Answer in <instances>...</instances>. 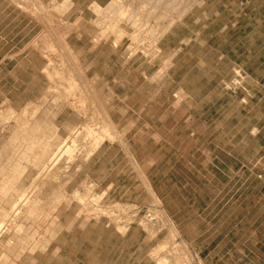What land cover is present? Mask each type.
<instances>
[{"label": "rangeland", "instance_id": "rangeland-1", "mask_svg": "<svg viewBox=\"0 0 264 264\" xmlns=\"http://www.w3.org/2000/svg\"><path fill=\"white\" fill-rule=\"evenodd\" d=\"M175 1L0 0V264H221L210 250L246 233L264 0Z\"/></svg>", "mask_w": 264, "mask_h": 264}, {"label": "crops", "instance_id": "crops-1", "mask_svg": "<svg viewBox=\"0 0 264 264\" xmlns=\"http://www.w3.org/2000/svg\"><path fill=\"white\" fill-rule=\"evenodd\" d=\"M81 1H86V4H96L99 7L105 6L108 4L111 0H77L78 6L81 8L80 4ZM239 14L240 12H235ZM243 13V12H242ZM254 12H247V19L250 22L252 20V14ZM247 26H251V24H247ZM228 28L227 26L223 28V32L221 34H227L229 33V37L232 38L234 36L233 32H230V30H226ZM239 30V29H238ZM238 30H236L235 35L237 34ZM204 32V30H203ZM239 33V32H238ZM218 37L212 36V40H215ZM211 41V40H208ZM208 45L207 40H203V46L206 47ZM252 50H250L251 52ZM217 52V51H216ZM218 63L220 64L223 59L222 55L216 54ZM198 67L200 69H207V70H214L216 77L215 82H220L219 71L218 68H220L219 65H210V61L204 60L203 58L198 63ZM207 72V71H206ZM221 74V73H220ZM246 189V188H244ZM239 188L236 189L238 191ZM256 200V201H255ZM253 203H247L245 206L247 208V213L245 216L240 220H247L246 222V233H240L235 236L236 241L233 242L232 237L225 236L222 240H220V245H217L215 248L210 250L209 256L215 255L214 253L222 252L220 256L218 257V262H221V264H264V223H260L258 225V228L255 227L256 222L263 219L264 220V194L260 199H255ZM257 220V221H256ZM261 224H263L261 226ZM215 239V238H214ZM230 241V248L228 245V242ZM246 247H244V245ZM231 260L229 263L227 260Z\"/></svg>", "mask_w": 264, "mask_h": 264}, {"label": "bare ground", "instance_id": "bare-ground-1", "mask_svg": "<svg viewBox=\"0 0 264 264\" xmlns=\"http://www.w3.org/2000/svg\"><path fill=\"white\" fill-rule=\"evenodd\" d=\"M176 3V1L175 0H166V1H163V0H156V6L154 7V11H158V10H161V12H163V14L165 13L164 11H167V10H169L170 8H171V6H173L174 4ZM147 6V5H146ZM124 7L122 6V3H118L117 1L116 2H113L111 5H110V7H109V10H110V12H118L120 15H125V12H129V10H126V9H123ZM173 8H175V7H173ZM147 9V8H146ZM149 11H150V9H149ZM153 11V10H152ZM170 11V10H169ZM142 12V11H141ZM155 13V12H154ZM151 14H153V13H151ZM127 15V14H126ZM133 15H134V13H133ZM128 16V15H127ZM130 16H132V14L130 15ZM129 16V17H130ZM152 16V15H151ZM167 16V15H166ZM157 17H158V15H157ZM124 18V17H123ZM133 18V17H132ZM159 18H161V17H159ZM168 18V17H167ZM131 18H129V20H130ZM165 20V19H164ZM113 21V20H112ZM159 21V20H158ZM161 21V20H160ZM171 23V22H170ZM168 24L167 26H169L170 27V25H172V23L171 24ZM136 26V25H135ZM111 27V26H110ZM167 29H168V27H166ZM113 29V28H112ZM109 30V29H108ZM168 31V30H167ZM106 32V31H105ZM27 107H29V106H27ZM24 112V111H23ZM2 113V112H1ZM25 114H26V112H24ZM12 116V115H11ZM25 122V121H24ZM24 122H23V125H24ZM26 123V122H25ZM21 124H22V121H21ZM82 127H83V125H82ZM88 128H89V126H88ZM90 130V129H89ZM78 131V130H77ZM87 133H89V132H87ZM98 135V134H97ZM112 137V136H111ZM97 138H98V136H97ZM102 138V137H101ZM30 141H32L31 139H30ZM95 143V142H94ZM33 144V143H32ZM62 144V143H61ZM72 144V143H71ZM26 145H27V143H26ZM25 145V146H26ZM60 147V146H59ZM96 147V146H95ZM26 150V149H25ZM34 150H35V148H34ZM33 150V151H34ZM44 150V149H43ZM68 150H69V148H68V146H67V144H64V145H62L59 149H57V152H55V153H53L51 156H49L48 158H47V160L45 161V162H42V160H41V164H40V170L41 171H39V172H41V174L43 175V174H47L48 172H49V169H50V167L53 165V164H55V163H57L59 160H60V157H61V155H62V153H64V152H68ZM33 151H32V154H33ZM22 152V151H21ZM36 156V155H35ZM40 161V160H39ZM39 166V165H38ZM35 167H36V165H35ZM53 167V166H52ZM18 169V168H17ZM51 170V169H50ZM13 171V170H12ZM38 175V174H37ZM18 176V175H17ZM42 177V176H41ZM36 178V177H35ZM2 182V181H1ZM10 185V184H9ZM4 189V188H3ZM34 189V188H33ZM30 190V189H29ZM2 192V191H1ZM23 193V192H22ZM22 193H21V196H22ZM21 196H20V199H22L21 198ZM24 196H25V192H24ZM28 196V195H27ZM17 198V197H16ZM23 199H26V197L25 198H23ZM30 200H28V202H29ZM19 202V201H18ZM26 202V201H25ZM23 203V202H22ZM18 204H20L21 205V203L19 202ZM19 206V205H18ZM21 207V206H20ZM12 209H14V210H12ZM11 209V211H15V208H12ZM16 210H17V208H16ZM27 210V209H26ZM26 212V211H25ZM11 213V212H10ZM15 213V212H14ZM27 214V213H26ZM6 216V215H5ZM12 216H13V214H12ZM4 218V217H3ZM12 218V217H11ZM5 219H7V218H5ZM14 220V219H13ZM16 220V219H15ZM7 221V220H6ZM9 222V221H8ZM11 222V221H10ZM2 223H3V220H2ZM2 223L0 224V225H2ZM5 223V222H4ZM13 223V222H12ZM4 225V224H3ZM9 226V225H8ZM14 226V225H13ZM1 228V227H0ZM18 228V227H17ZM1 231H0V234H1V232H2V229H0Z\"/></svg>", "mask_w": 264, "mask_h": 264}, {"label": "built area", "instance_id": "built-area-1", "mask_svg": "<svg viewBox=\"0 0 264 264\" xmlns=\"http://www.w3.org/2000/svg\"><path fill=\"white\" fill-rule=\"evenodd\" d=\"M260 178L264 180V173L260 175Z\"/></svg>", "mask_w": 264, "mask_h": 264}]
</instances>
